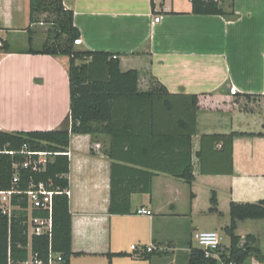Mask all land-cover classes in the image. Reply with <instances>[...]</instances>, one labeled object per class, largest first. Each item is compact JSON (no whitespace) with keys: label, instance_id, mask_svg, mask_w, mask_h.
Returning <instances> with one entry per match:
<instances>
[{"label":"crops","instance_id":"1","mask_svg":"<svg viewBox=\"0 0 264 264\" xmlns=\"http://www.w3.org/2000/svg\"><path fill=\"white\" fill-rule=\"evenodd\" d=\"M64 6L74 12L79 48L122 55L123 71L140 72L141 90H148L155 77L170 94L199 96L191 186L172 175L182 168V142L174 143L170 158L152 148V133H178L175 123L150 127L141 123L145 114L131 112L134 137L124 148L132 150L128 159L135 162L109 157L110 136H71V264H189L197 232H218L228 240L222 243L228 253L224 229L231 222V203L264 200V0H234L235 19L194 15L192 0H64ZM29 27L36 33L31 35ZM40 27L31 26L30 0H0V39L20 32L28 36V47L14 50L8 40L10 51L0 50V131L70 128L69 57L26 53L30 36L33 47L45 41ZM184 113L189 119L188 106ZM233 132L239 135L232 153L221 145L204 147L206 173H201V136ZM113 163L154 173L151 194L129 195L150 177L118 167L113 175ZM213 192L216 212L211 211ZM128 196L131 213L110 212L113 197L116 207L125 209L120 200ZM141 209L153 215L137 214ZM235 234L254 236L264 254V219L238 221ZM133 244L164 251L141 259L133 255ZM120 253L126 255L108 256Z\"/></svg>","mask_w":264,"mask_h":264},{"label":"trees","instance_id":"2","mask_svg":"<svg viewBox=\"0 0 264 264\" xmlns=\"http://www.w3.org/2000/svg\"><path fill=\"white\" fill-rule=\"evenodd\" d=\"M227 4V8H225ZM194 15L224 16L228 19L237 17L234 9V0L227 3L224 0H192ZM31 26H48L47 38L40 49H35L32 44V36L29 37L30 48L26 51L35 55H51L69 57V81H70V128L52 131L33 132H4L0 131V191H8L13 186L14 170L12 168L13 156L5 151H19L27 144L34 151L67 152L72 135H89L92 139L99 136H110L112 145L108 151L111 159H120L124 162L133 152L127 148V143L134 137L131 133L132 113L138 111L148 118L142 120V124L150 127L158 125L169 126L175 123L178 133L155 134L152 133V148L162 151V155L170 158L173 153L174 143L182 142L179 150L182 155V168L180 172H172L174 177L184 180L189 186L194 182V170L191 162L192 137L197 134V112L199 110L198 95L170 94L164 85L155 77L151 78L150 87L143 91L140 88V72L138 70L123 71L121 68L122 55L91 52L82 50L75 41L80 39V32L74 25V12L67 10L64 0H30ZM34 34L32 27L27 30ZM30 33V34H31ZM32 35V34H31ZM0 50L10 51L8 40H2ZM138 55V54H134ZM90 60V61H89ZM89 61V62H87ZM247 99L252 96H244ZM189 108L190 118L184 113ZM122 113V114H120ZM175 120V121H174ZM236 132L230 134H213L201 136V149L198 157L201 161V173H206L203 166V150L210 144L212 147L221 145V149L232 153L233 140ZM119 147L116 148L115 143ZM93 152V150H91ZM21 158V156H16ZM70 159L66 155H57L49 162L46 170L40 173L23 172L19 182L20 190H27L31 181L44 189L66 190L69 188L68 175L70 173ZM121 170H133L150 177V181L141 189L133 188L128 191H141L151 194L152 178L154 173L139 171L128 166L112 164ZM172 171V170H171ZM52 182V184H51ZM114 180L112 187L114 192ZM127 198V197H126ZM127 207H116V201L112 198L110 212L129 214L130 199H121ZM211 211L216 212L218 201L216 193L211 196ZM13 204L18 209L13 211L11 220L4 215L0 202V264H21L28 257L25 220L28 200L25 195L13 197ZM231 222L225 227V234L229 237L230 245L228 253H224V261L235 264L256 259L264 263L257 239L254 236L241 238L236 236L235 228L238 221L247 219H264V200L257 203H235L230 205ZM33 251L38 252L42 258H47L49 244L44 238H33ZM53 250L61 254L60 264H71L74 255L72 252V215L69 206V197L59 194L54 197V237ZM158 252V251H155ZM153 252V253H155ZM153 253L144 254L141 259H149ZM126 254H108L111 259L114 256ZM133 256V255H132ZM189 264H221L213 259H207L204 253L192 247Z\"/></svg>","mask_w":264,"mask_h":264},{"label":"built area","instance_id":"3","mask_svg":"<svg viewBox=\"0 0 264 264\" xmlns=\"http://www.w3.org/2000/svg\"><path fill=\"white\" fill-rule=\"evenodd\" d=\"M220 2V0H213ZM155 22H159L160 18L156 17ZM76 45L82 44V39L75 41ZM1 46V41H0ZM233 95L237 94L235 87L231 88ZM5 153L13 156L12 168L14 170L13 186L8 191H0L1 209L4 215H7L11 220L13 211L18 209L13 204V197L17 195H25L28 200V207L25 209L27 217L25 220L26 234L28 238V257L21 264H60L62 257L61 254L53 250V237H54V197L59 194H66L68 197L71 195L69 189L55 190L44 189L38 187L34 181H31L27 190H20L18 188L19 182L22 179L23 172L40 173L44 172L49 164L54 160L57 155L71 156L67 152H48V151H34L25 144L19 151H5ZM21 156V158H16ZM52 184V182H51ZM139 215L151 217L153 214L150 210L141 209L137 211ZM44 238L48 241L49 249L47 258H42L38 252L33 251V238ZM193 241L196 248L200 249L207 259H213L221 264H235L230 261L225 263L223 251V236L218 232H197L193 234ZM164 251L163 248L154 244L139 245L133 244L131 251L135 257H142L144 254L153 253L155 251Z\"/></svg>","mask_w":264,"mask_h":264},{"label":"rangeland","instance_id":"4","mask_svg":"<svg viewBox=\"0 0 264 264\" xmlns=\"http://www.w3.org/2000/svg\"><path fill=\"white\" fill-rule=\"evenodd\" d=\"M227 3L230 2V0H226ZM48 29V26H43V27H40V30H43V31H47ZM36 33V32H35ZM39 33V32H38ZM40 36H42L43 38H47V33H39ZM5 38L7 40H9V42L11 43L12 45V48L14 50H17V49H21L22 47H28V43H25L24 41H27L28 40V36L26 34H23L22 32L20 33H11L10 35H5ZM44 42V41H43ZM42 45V44H41ZM41 45H35V49H40L41 48ZM257 115H259V113H256ZM251 118V117H250ZM251 120V119H250ZM190 192V191H189ZM188 192V193H189ZM226 240V241H225ZM224 240V237H223V242L225 241L226 243L228 242L227 239ZM193 245L196 247V244L195 242H193Z\"/></svg>","mask_w":264,"mask_h":264}]
</instances>
